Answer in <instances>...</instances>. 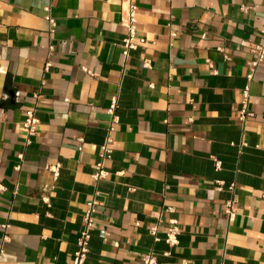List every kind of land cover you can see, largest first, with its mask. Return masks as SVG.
Instances as JSON below:
<instances>
[{"label":"crops","instance_id":"1","mask_svg":"<svg viewBox=\"0 0 264 264\" xmlns=\"http://www.w3.org/2000/svg\"><path fill=\"white\" fill-rule=\"evenodd\" d=\"M133 2L144 43L125 57L128 0H0V264H71L92 197L85 264H142L151 250L158 264H264V61L255 116L237 117L264 0ZM113 97L110 175L94 182ZM166 207L182 229L174 248L149 233Z\"/></svg>","mask_w":264,"mask_h":264},{"label":"built area","instance_id":"2","mask_svg":"<svg viewBox=\"0 0 264 264\" xmlns=\"http://www.w3.org/2000/svg\"><path fill=\"white\" fill-rule=\"evenodd\" d=\"M242 9L244 11H248L250 9L249 6H243ZM48 15L46 19L50 22H53V19L50 15V7L46 8ZM137 5L134 4L133 0H128V7L126 8V16L123 19V24L127 28V34L122 41L123 46V55L128 57L132 50H136L139 45L144 43V39L138 35V27H137ZM176 33L171 32V37H175ZM262 41L259 44L253 45L252 53L254 58L250 63L249 70L246 74V84L241 91V101L240 107L238 110V120L242 125L249 119L255 116V113L250 108V103L252 99L251 95V86L256 74L258 67L264 61V29L261 31ZM209 67L212 68L210 61H208ZM46 70L49 69L50 63H47L45 66ZM145 68H151V62L146 61L144 63ZM87 73L93 75L91 71L85 69ZM149 88H154V84H150ZM117 109V98H112V103L109 108V113L112 115L111 123L108 127V135L104 141V143L100 147L99 152V161L95 165V171L91 174V178L94 182H99L103 179H106L110 175V171L105 167V162L111 160L114 153V140L112 138V132L114 131L115 124L119 123L120 117L116 115L115 111ZM25 120L23 123V127L26 131L27 139L26 144H30L32 141V137H34L38 130L39 120L36 116V108H31L26 111ZM242 146H246V143H242ZM82 149V148H80ZM20 159L23 156L20 154L18 156ZM215 167L217 170L221 168V162L215 161ZM21 166H17V169H20ZM50 171H52L55 179L59 177L60 173V164L49 166ZM216 188L219 191H223L226 188V184L222 181H217ZM229 191H233L235 189V183H230L227 186ZM7 190V187L0 181V196ZM99 193H96L98 195ZM87 207L83 214V229L81 231L80 236L77 240V249L74 252L73 259L71 264H85L90 253V241L92 237V231L95 228V213H96V200L95 197L91 198L87 202ZM170 214L168 219L164 218V214ZM157 223L152 226L149 230L150 235L153 236L155 241L163 240L169 247L174 248L177 247L180 243V235L182 233L180 221L173 215L175 214V208L166 207ZM224 214L228 222H234L238 215L237 202L235 198H230L225 202ZM162 234V236H161ZM165 256H170V252L164 253ZM142 264H158L157 254L151 250L144 255L141 256Z\"/></svg>","mask_w":264,"mask_h":264}]
</instances>
